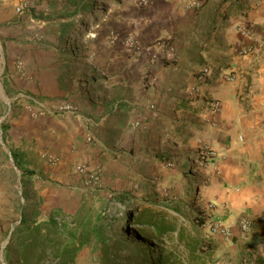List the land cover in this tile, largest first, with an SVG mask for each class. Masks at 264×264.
<instances>
[{
    "label": "crops",
    "instance_id": "1",
    "mask_svg": "<svg viewBox=\"0 0 264 264\" xmlns=\"http://www.w3.org/2000/svg\"><path fill=\"white\" fill-rule=\"evenodd\" d=\"M10 4V0H0V22L12 18L11 8L7 9ZM116 4L110 18L116 36L123 40L134 36L141 46L133 53L121 41L110 44L114 51L110 50L109 55L124 58L118 65L131 72L127 78L120 80L121 75L114 80L124 88L125 94L120 97L111 90L102 93L101 78L97 73L86 76L84 64H71L64 49L57 45L59 32L57 37L45 32V25L37 27V36L52 44H38L33 51L11 38L18 31L9 34L12 46L1 51L0 68L3 71L7 64L0 80V114L9 109L0 126V171L9 175V183L1 192L13 195L7 206L21 210L16 192L21 194L25 176L18 167L28 163L43 167L41 171L49 183L68 185L64 195L55 193V201L43 197L38 220L47 219L55 209L76 213L81 203L79 193L74 191L77 187L81 199L91 196L93 192L87 191L83 175L75 170L80 162L90 168L99 165L106 188H118L116 192L134 190V184L130 185L134 180L122 181L128 168L132 172L152 154L159 159L161 154L152 152V146L163 145L160 150L164 153L173 140L174 147L182 150L181 135H192L194 130V137L205 134L204 139H197L201 147L216 152L214 156L206 155V159L210 171L214 173V165L219 169V178L213 182L218 208L225 214L233 213L234 207L242 211L237 226L234 223L232 228L241 236L243 256L252 252L251 245L260 249L259 226L254 224L245 237L239 219L250 216L255 223L262 214L258 206L264 183V50L242 56L237 48L250 42L240 28L247 27L254 36L264 39V0H117ZM205 65L214 73L195 87V74ZM226 72L235 73L236 79L227 80ZM61 80L71 89L59 91ZM202 95L218 100L216 112L207 111ZM23 97L50 105L69 102L76 111L33 117L15 102ZM153 102L157 103L156 109H148ZM204 116L208 120L200 132L203 126L198 122ZM120 130L125 131L122 138L117 135ZM89 136L91 141L87 140ZM45 154H53L59 161L51 164ZM210 177L216 178L214 174ZM45 189L53 188L49 185ZM235 191L239 195L233 194ZM85 248L86 244L80 252Z\"/></svg>",
    "mask_w": 264,
    "mask_h": 264
},
{
    "label": "rangeland",
    "instance_id": "2",
    "mask_svg": "<svg viewBox=\"0 0 264 264\" xmlns=\"http://www.w3.org/2000/svg\"><path fill=\"white\" fill-rule=\"evenodd\" d=\"M10 1L11 4L7 7V9L11 8L9 13L12 18L9 21L0 22V28L5 25V27L0 30V37L2 38L0 39V68L3 67L1 51H6V48L12 46L10 43L11 41H8L10 33H15L16 31H18V33L13 34L11 38L14 41H17V45L26 46L25 48L27 51H33V49H35L38 44H52L49 40L37 36V33L40 31L37 27L45 25V32L56 35L57 37L58 32L60 33V38L57 45L64 49L67 58H69L72 62L71 64H75L76 66L84 64L85 69L87 70L86 76L90 75L91 73L98 74L97 77L101 78V85L99 87H103V90H101L102 93H110L111 90V93L115 96L120 97V94H125L122 92V89L124 88L119 84V82L114 83V80H119V77L121 75L123 76L120 77V80L127 78L131 75V72L129 70L127 71L126 68L119 67L118 64H122V62H124V58L117 59L115 56H113V54L112 57L109 55L110 50L112 51V47L110 44H115L117 41H121V43L127 48V50L129 52L132 51L133 53L135 50H140L141 46L139 41L137 40L138 47L130 48L125 43L126 38L124 40L118 38V36H116L117 33L114 32V29H112L113 22L110 21L112 14L111 11L117 6V0ZM22 4L24 5L23 10L17 12L14 8ZM27 18H29V20L25 21V19ZM54 19L55 22L52 21ZM3 37H5L7 43H5ZM116 37L118 38L117 40ZM111 63L112 68H110ZM209 68L210 67L208 65H205L197 71V74H195V77L197 78L195 87L209 80L207 76L203 75L204 71ZM6 70L7 64L5 65V69L3 68V71L0 70V80L4 74V71ZM64 72L65 70L62 71V73ZM110 76H112L113 78ZM89 78H91L92 80L93 76L91 75ZM60 83L61 84L58 87L59 91L71 89L67 82L64 83L61 80ZM48 88L52 91V87ZM59 91L55 90L57 94ZM30 98L23 97L21 101H18L16 99L15 102L25 107V109L28 111L27 106L36 102L35 99L31 100ZM202 99L208 112L209 109H211V104L213 102H218V100H209L204 95H202ZM45 102L49 101L47 100ZM7 104L12 105L13 101H9ZM47 104L50 105L49 103ZM4 105L6 106L5 103ZM156 107V102L148 104V109L150 110H155ZM8 110L5 113L0 114V116L2 117H0V126L6 121L9 114ZM29 114L31 115V113ZM201 119L202 122H198L203 126L199 129L200 132L202 130L204 131V125L208 118L207 116H204ZM192 131V135L188 133H183L181 135L183 138L182 150L174 147L175 143L172 140L173 138L170 139L172 140V142L169 144L171 146H169L167 150H163L164 153H161L160 150L161 148H163V145L159 147L152 146L151 151L153 150L152 152L154 153L156 151H159V154H161L160 158L156 159L152 154L149 161H144L145 164L141 163L137 165L132 170V172H130L131 168H128L129 173L123 174L122 181L124 182L128 179L134 180L130 184H134L132 189H136L137 191L142 192V194L152 193L157 195L160 199L165 198L177 201L186 200L188 205L203 211L208 216L209 232L217 236L218 240V249L212 257V260L215 262L212 264H252L254 261L250 260L251 253L255 256L257 254H259V256H263L264 230L262 227H259L257 231V233L260 234L258 242L261 243V248L258 249L251 245L250 247H252V249L250 251L252 252H247L243 256L242 246L241 243H239V239L241 238V236L238 235V232L235 233L232 228V226H234L235 224L237 226L238 217L240 216V213L242 211L234 207L233 213L225 214L221 211V209L218 208V202H216L217 200L213 198L214 194L216 193L213 182L217 181V178H219V174H217L219 172L214 171L213 173L209 170V167L207 166L208 160L206 159V155H208L206 153L208 148L201 147V145L203 146V144H200V142L197 141V139L199 138L204 139L205 134L198 133L197 137H194L195 132L194 130ZM124 134V130H120L117 133L118 137L120 138H122ZM189 140H192L193 142ZM194 141H196L195 144ZM189 145H192L193 147L190 148ZM2 151L3 150L0 151V158ZM120 162L123 163V161ZM122 167L125 168V166ZM1 168L3 167H0V169ZM18 169L25 177H23L21 183V194L19 195V192H16L18 199L19 196L21 198V210H19V207L17 206L15 211L7 206L9 205L10 200L12 202L13 195L9 196L8 193L1 192V190L4 189L5 186H7L9 183V175H7L5 171H0V203H3L5 205V207H2L0 205V257L2 261L0 262V264H7L4 258L5 249L10 240L13 230L20 223L21 216H23L29 222L44 220H38L40 207L41 204H43V199L46 198V200L48 199V201L50 200V202H52L53 200H57L55 197L56 192H58V194L60 195H64L66 192H68L67 183L56 182L51 184L47 180H45L46 178L41 171L43 167L28 163L26 165L23 164L21 167H18ZM31 172L34 173V176L30 177ZM49 173L51 172L49 171ZM211 174H214L216 178L213 179L212 177H210ZM49 185L53 189L46 190L45 188ZM260 188H262L263 191L261 192L262 197L259 195L260 206H258V209L262 211L263 214L264 183H262V186ZM116 189L118 188H106L103 178V185L101 188H98L96 190L87 189L88 192L91 191L93 193L89 198L85 199L83 197L81 199V197H79V194H81V190L79 189V187H77L74 191L77 194L79 193L77 195V198H80V209L73 214L64 213L58 210L61 213L60 216L65 217L68 223H71L72 227H76L79 219L84 215L85 211L94 212L97 209H107L110 206L111 202L110 194L113 195L114 192L116 193ZM233 194L239 195L236 191L233 192ZM138 195L140 196L139 193ZM257 195L258 194H256V196ZM65 201H67V199H65ZM226 201H229V199ZM250 218L254 222V218ZM216 224L219 227L214 230V226ZM220 225L230 229L231 235L229 237H225L223 235L222 227ZM77 229H79L78 226ZM243 235L245 237L247 236L245 234ZM135 237L140 238L138 234H135ZM182 251L183 249L178 250L176 252L178 255L175 254V256L178 257L179 255H181ZM169 254H174V252H167L163 255L164 257L167 256V264L171 262V256H169ZM71 264H104L100 246L96 241L87 243L85 251H83L82 253L79 252L75 261ZM254 264L259 263L255 262Z\"/></svg>",
    "mask_w": 264,
    "mask_h": 264
},
{
    "label": "trees",
    "instance_id": "3",
    "mask_svg": "<svg viewBox=\"0 0 264 264\" xmlns=\"http://www.w3.org/2000/svg\"><path fill=\"white\" fill-rule=\"evenodd\" d=\"M134 191L114 192L107 209L85 211L76 227L58 210L42 221L21 216L5 249L7 264H71L91 241L100 246L104 264H167V252H174L169 264L215 262L218 242L203 211L186 200L160 199L152 193L139 196ZM254 224L264 230V213ZM180 249L181 255L175 256ZM250 260L264 264V252L251 253Z\"/></svg>",
    "mask_w": 264,
    "mask_h": 264
},
{
    "label": "built area",
    "instance_id": "4",
    "mask_svg": "<svg viewBox=\"0 0 264 264\" xmlns=\"http://www.w3.org/2000/svg\"><path fill=\"white\" fill-rule=\"evenodd\" d=\"M24 5H19L16 7V11L20 12L21 10H23ZM240 30L246 34V36L248 38H250V42L248 44H242L239 45V47L237 48V52L239 55L242 56H250L252 54H254L255 52H258L260 50H264V39L260 38V37H256L253 35V33L247 28V27H243L242 29L240 28ZM125 43L130 47V48H137V39L134 36H128L125 39ZM225 74V78L229 79V80H234L236 79V74L233 72H226ZM205 76H207L208 78L211 77L213 75V71L211 70V68L206 69V71H204ZM219 107L218 102H213L211 104V112H215ZM29 113H31L32 116L34 117H41L45 114H64V113H73L76 111V106L72 103H68V102H63V103H56L54 105H48L46 103L43 102H39L36 101L34 104L28 105L27 106ZM88 141H91L92 138L89 136L87 137ZM208 155L210 156H214L216 155V152L212 149H208L206 152ZM47 160L51 163V164H55L59 161V158L53 154H45L44 155ZM213 168L215 169V171H219L218 166L214 165ZM76 172L79 175H83L84 177V183L86 185V187L89 190H96L98 188H101L103 185V175H102V169L99 165L95 166V167H89L88 164L86 162H80L76 165L75 167ZM112 194H110L111 196ZM221 226V225H220ZM254 226V222L253 220L249 217V216H242L239 219V229L240 231L245 234L248 235ZM219 227L217 224L214 226V230ZM222 227V233L225 237H229L231 235V231L230 229H228L227 227Z\"/></svg>",
    "mask_w": 264,
    "mask_h": 264
},
{
    "label": "water",
    "instance_id": "5",
    "mask_svg": "<svg viewBox=\"0 0 264 264\" xmlns=\"http://www.w3.org/2000/svg\"><path fill=\"white\" fill-rule=\"evenodd\" d=\"M134 193H136V195H138V193H139L140 195H142V192L137 191L136 189H135Z\"/></svg>",
    "mask_w": 264,
    "mask_h": 264
}]
</instances>
